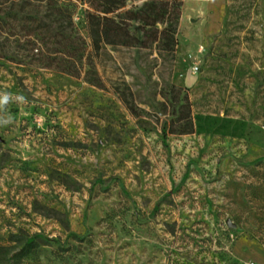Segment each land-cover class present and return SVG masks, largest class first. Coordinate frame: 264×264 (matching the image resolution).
I'll use <instances>...</instances> for the list:
<instances>
[{"label": "rangeland", "instance_id": "1", "mask_svg": "<svg viewBox=\"0 0 264 264\" xmlns=\"http://www.w3.org/2000/svg\"><path fill=\"white\" fill-rule=\"evenodd\" d=\"M9 2L0 264H264V0H181L172 54L89 46L78 75Z\"/></svg>", "mask_w": 264, "mask_h": 264}, {"label": "trees", "instance_id": "2", "mask_svg": "<svg viewBox=\"0 0 264 264\" xmlns=\"http://www.w3.org/2000/svg\"><path fill=\"white\" fill-rule=\"evenodd\" d=\"M7 1H10L9 9L17 7L21 20L31 19L26 13H43L51 18L48 23L24 26L21 36H29L32 41H27L32 44L43 42L46 45V50L53 55L47 57L45 66L53 63L71 75H78L82 67L86 68V74L91 70L92 63L87 59L89 46L96 52L102 45L148 47L154 44L159 50L172 54L177 43L181 0H143L140 5H134V0H81L88 6L82 15L89 44L72 21L75 4L70 0H0V5ZM88 80L98 84L94 77ZM194 120L196 131L201 132L199 117ZM217 128L218 125L213 131Z\"/></svg>", "mask_w": 264, "mask_h": 264}, {"label": "clouds", "instance_id": "3", "mask_svg": "<svg viewBox=\"0 0 264 264\" xmlns=\"http://www.w3.org/2000/svg\"><path fill=\"white\" fill-rule=\"evenodd\" d=\"M11 99V94L10 93H0V109H3L5 105L9 103ZM20 99H23V97H20ZM10 122V119L6 120H0V124H7Z\"/></svg>", "mask_w": 264, "mask_h": 264}]
</instances>
